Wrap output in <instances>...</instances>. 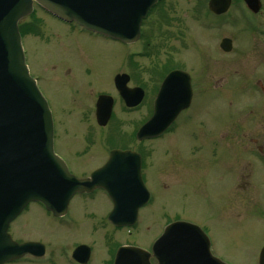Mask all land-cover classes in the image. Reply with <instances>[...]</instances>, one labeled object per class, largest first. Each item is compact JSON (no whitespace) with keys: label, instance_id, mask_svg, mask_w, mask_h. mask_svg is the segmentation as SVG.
<instances>
[{"label":"rangeland","instance_id":"1","mask_svg":"<svg viewBox=\"0 0 264 264\" xmlns=\"http://www.w3.org/2000/svg\"><path fill=\"white\" fill-rule=\"evenodd\" d=\"M260 2V12L264 13V0ZM252 19L256 21L254 25L257 31H264L263 17L251 16L241 0H232L230 8L222 16H215L208 11L207 0H164L141 23L140 39L125 46L93 34L88 36L77 28V31L71 30V33L65 23L47 16L35 6L34 15L26 17L24 21L33 22L37 33L25 35L22 38V46L29 73L36 80L38 89L51 110L54 122V152L66 159L69 156L70 161L74 163L72 155L74 157L75 153L85 147L83 151H87L88 155L85 153L84 160L73 164V172L76 174H86L81 172H88L100 164V159L95 161L98 158L95 154L105 149L104 147L109 148L105 146V139L103 140L104 134L107 133L106 128H98L93 119L82 121L77 108L66 120L60 116L67 106L73 105L76 94L84 98L81 94L86 77L81 74L83 68L91 69L85 79L92 82V91L106 90L112 93L108 85L110 76L115 72L125 71L128 67L125 53L136 51L150 55L153 52L171 53L172 66H185L184 69L190 70L192 90L197 89L201 76L199 70L207 69V89L200 98L194 100L193 108L202 111L208 137L220 126L228 125V122L234 119L253 117L255 113L262 118L264 94L255 81L261 79L264 86V71L260 73L264 64L257 66L256 63L252 68V61L254 53L256 61L260 58L258 53L261 51L258 46L264 45V37L257 32L252 33L249 24ZM222 38L231 40L229 52H223L219 48ZM165 59L166 56H160V63ZM149 62L150 59L147 58L142 60L144 66ZM144 80L148 87L152 85L146 73ZM100 85L103 87L98 88ZM246 105H252L253 109L248 111ZM86 106H89V103H86ZM259 106L261 109L257 108ZM120 113L118 109L115 110L116 120L112 119L108 126L117 125L114 121H119L117 117L121 118V121H124L122 128L129 136L135 129L138 114ZM69 118H72L73 123H68ZM171 133L156 141H145L140 146L133 141L135 145L132 146L142 147L150 152L146 160L145 174L147 188L153 198L149 207H143L139 211L135 227L130 232L125 230L114 234L110 246L134 243L146 247L170 222L169 218L172 216L166 215L169 209L168 211L175 212L176 218L194 219L200 222L197 223L199 225L206 223L211 250L225 262L253 264L258 246L264 242V210L258 205L255 210L245 209L241 202L239 218L230 219L219 214L216 200L224 195L223 191H229L231 184V175L225 167H203L199 162V168L184 167L171 182L168 177L170 156L177 154L181 163L184 160L183 154L187 153L184 131L174 136ZM171 142H174L176 147H172ZM204 153L206 150L202 151V154ZM180 166L181 164L179 169ZM263 175L264 173L260 172V176ZM163 186L167 188L163 189ZM261 198V206L264 207V189L260 194L254 195L256 204ZM205 200L212 203L206 207L202 205ZM76 204L77 202L73 201L71 205L72 217L79 216L80 209ZM35 210L33 208L31 211ZM32 212L23 214L9 226L8 232L13 240L34 239L45 243L52 240L50 243L67 246L69 249L75 243L93 244L94 240L89 236L95 234L91 264L100 263L99 257L105 249V246H99L103 243V238L100 237V234L103 236V231L96 227L94 232L88 226L105 222L76 218L74 226L69 223L55 226L52 222H46V226L47 218L41 214L32 216ZM56 263L64 264L58 258Z\"/></svg>","mask_w":264,"mask_h":264},{"label":"water","instance_id":"2","mask_svg":"<svg viewBox=\"0 0 264 264\" xmlns=\"http://www.w3.org/2000/svg\"><path fill=\"white\" fill-rule=\"evenodd\" d=\"M158 1L0 0V264L19 259L36 246L31 242L19 244L7 232L9 224L30 202H39L58 216L65 213L76 193L100 187L114 203L109 222L116 227H129L136 221L137 209L149 197L140 175V160L134 152L113 150L108 161L85 178L69 173L54 153L51 112L25 63L19 23L37 5L63 22H75L87 30L130 44L138 40L142 20ZM243 2L249 11L258 12L259 0ZM230 3L231 0H209L208 10L223 14ZM219 47L229 52L231 40L223 38ZM186 78L180 71H172L165 77L153 114L136 131V140L159 136L177 113L189 105L191 89ZM126 79L124 75L116 76V88L123 99L133 96L135 102H127L133 106L141 100L142 92L127 89ZM180 79L184 81L179 82ZM179 93L182 96L177 98ZM111 107V97L98 98L99 125L107 122ZM151 257L155 264H225L212 256L203 232L184 221L166 225L150 251L136 246L119 247L113 264H150ZM259 260L264 264V248Z\"/></svg>","mask_w":264,"mask_h":264},{"label":"flooded vegetation","instance_id":"3","mask_svg":"<svg viewBox=\"0 0 264 264\" xmlns=\"http://www.w3.org/2000/svg\"><path fill=\"white\" fill-rule=\"evenodd\" d=\"M163 1L164 0L159 1L158 4H160ZM260 10L261 7L259 11L256 13L250 12L251 16H259L261 18L263 17L264 19V13L260 12ZM210 13L215 16H222L225 14L224 13V14L216 15L212 12ZM255 23L256 21H253V19L251 22H249V24H251L250 29L252 33L256 34L257 32L262 37H264V31L262 30L257 31L256 25H254ZM65 25L69 27L71 33H73L71 30L75 32L77 31L75 30V28H77L81 32L88 34V36L92 35V33L87 32L82 28L77 27L73 24H65ZM258 48L261 51L258 53V56H260V58L256 61L255 58L256 53H254L252 68H254L256 63L257 66H261L262 64H264V45L258 46ZM125 54L126 56H124V58L128 67L126 68L125 71L115 72L109 78L108 85H110L111 88L109 89L113 91L112 93L106 90L105 91L99 90V92L92 91L93 90L92 88H94L92 82L88 79H85L86 77L89 76L91 69L89 70L87 68H83L81 74L82 76L86 75V77L84 78V85L81 94L84 95V98L76 94V97L73 100V105L71 107L67 106L68 108L66 107L65 110H63L62 112V116H60L63 120H66L67 117L72 116V114L76 112L75 109L77 108L78 112L80 113V118L82 121H86V120L90 121L91 119H93L94 123L98 128L100 129L106 128L105 130L107 133L104 134L103 140L105 139V144H106L105 146L107 147L109 146V148L104 147L105 149H101L95 154L98 156V158L95 159V161L100 159V161H98L100 162V164L98 166H95L93 169H91L88 172H83V171L81 172L86 174H76L73 172L74 171L73 164L79 163L80 161L84 160V156L88 153L87 151H83L85 150L84 149L85 147L82 148L83 150L79 151L77 154L73 153L74 157L77 158L75 159L72 155L73 160H75L74 163L73 161H70L69 156L67 159L61 155L58 156L62 159V161L64 162L68 171L71 174L73 172L74 173L73 175L76 176L77 178H85L90 176L92 172L101 168L108 161L109 155L113 150H120V151L128 150L137 154L140 160L141 179L145 188L149 193V197L147 203L137 209V217L134 225L129 227H116L109 222L108 217L113 210L114 203L112 198L109 196V193L100 187L95 188L90 192L75 194L69 200L65 213L58 216H55L52 212L46 210L45 207L39 202L28 203L25 206V208L21 211V213L9 224L10 226L12 223H15L23 214H28L29 212H32L31 210L33 208H35L36 210L32 212V216L37 214L39 216L42 215L43 217H45V219L47 218V221H45V223L52 222L53 224H55V226L66 225V223H69L70 225L74 226L76 225L77 222L76 218L84 221L87 220L94 222L95 221L105 222L99 224L96 223L95 225L93 224L91 226H88V228L90 230L93 229L94 232H96L97 228L103 231L102 232L103 236H101L100 234V237L103 238L104 245L102 243V245L99 246L102 247L105 246V249L102 251V254L99 257L100 260L99 264H113L115 253L117 249L121 246H128V245L138 246L145 250L150 251L151 244L161 234L159 233L154 239H152L151 242L146 247L139 246L134 243H120V244H115L114 247L110 246L114 234H118V232L125 230L126 231L128 230V232H130V230H132L135 227L138 219L139 211L143 207H149L153 198L151 191L149 190V188H147V177L145 174L146 160L148 159L150 152L146 151L142 147L132 146L133 144L135 145L134 142H136L137 146H140L145 141H156L158 139H161L166 134H170L171 132H173L171 134H173L174 136L175 134L177 135L182 134L184 131V137L187 140L185 152L187 153L183 154L184 160L181 163H179L178 161L177 154L176 155L172 154L170 156L171 162L169 166L168 177L171 182L174 181L176 174H179L178 171L182 170L184 167L199 168L201 164L203 167L207 165H209V167H215V168H218L219 166L221 168L225 167L226 171H228V173H230L231 175V184L230 187L228 188L229 191H225V192L223 191L224 195L216 200V205L218 206L217 209L219 211V214L222 216H227V218L230 219L239 218L240 216L239 209L240 206H242L240 205L241 202L243 203L242 207H244L245 209L248 208L249 210V208H251L252 210H255L256 205H258L260 206L261 210H264V207L261 206L262 198L258 201L257 204L256 201L254 200V195L257 193L260 194V192L264 189V175L262 177L260 176V172L264 173V116H262L261 118V116H257V113H255L253 117L243 116L242 120L234 119L228 122V125L220 126L218 130L214 131L211 137H208L209 136L208 130L206 128L205 119H203L202 117V111L200 109L193 108L194 100L200 98V96H202L205 93V90L207 89V84H206L207 69L202 68L199 70L201 76L199 83L197 85V89L194 88V90H192V86H191L192 74L190 70L188 71L187 69H184L185 66L184 68L172 66L171 63L173 59L171 53L158 54V52L157 53L153 52L150 55L136 51ZM163 55L166 56V59L164 60L163 63H160V56ZM143 58L150 59V62L147 63L146 66H144V64L142 63ZM261 69L262 71H260V73H263L264 66H262ZM172 71H180L187 76L186 79L191 89L189 105L185 109H182L177 113L175 118L172 120L171 124L159 136L141 141L136 140L135 138L136 131L152 116L154 102L158 95L159 89L162 85V82L164 81L165 77ZM62 73L64 75L66 74V72H62ZM144 73H146L147 76H149V79H151L149 80V82L152 84L150 87H148V85L145 84ZM118 75L119 76L124 75L127 77V79L125 80V87L127 89L141 90L142 98L139 101V103L133 106H128L127 102L128 103L135 102L133 96L131 97L129 96L126 99H123L120 96L118 89L116 88V80H115L116 76ZM180 81L183 82L184 79H180L179 82ZM261 81H262L261 79H257L255 82H256V86L264 94V86L261 83ZM100 87L103 86L101 85L98 86V88ZM180 87L183 88L184 86L181 85ZM102 95H109L111 97L112 107H111V114L107 122L104 125H99L96 118V104L98 98ZM181 96H182L181 93L177 94V98ZM86 103H89V106H86ZM256 105L258 104L256 103ZM251 106L252 105H246L245 108L248 109V111H251V109H253L251 108ZM257 108L261 109V106ZM116 109H118L119 112H121L120 113L121 115L127 113H135V112L136 114H138L137 120L135 121L136 122L135 129L132 131V133L129 134V136L127 135V131L122 128V125H124V123L122 122L124 121H121V118L117 117L119 121H114L115 124L117 125H113L112 127L108 126L110 125L109 123L111 122L112 119L116 120L115 117ZM71 120L72 118L71 119L69 118L68 123L69 122L73 123ZM207 140L209 141L206 142ZM171 146L176 147L174 142H171ZM203 150H206V153L202 154ZM177 151L179 152L178 148ZM69 155H71L70 152ZM199 162L201 164H199ZM179 164H181L180 169H179ZM166 188L165 186H163V189ZM247 194L249 195L248 197L245 196ZM73 201L77 202L76 206L77 208L80 209L78 213L80 217L71 216L70 211ZM204 202L205 203H203L202 205H205L206 207L209 203H212L209 200L208 201L205 200ZM245 205H250V206L248 207ZM168 210L169 209H167L168 213H166V215L172 216L171 218H169L170 219L169 223L181 220L196 225L207 237L209 241V251L212 254V256L223 261L226 264H233L228 261L225 262L219 256L214 254V252L211 250L210 240L208 237V232L206 230L207 228L206 223H202V225H199L197 223L200 222H197L194 219H182L179 217L176 218L175 212H170ZM255 215L258 216V214ZM45 219L43 218V220ZM106 229H109L110 231H107ZM86 233L89 235L88 231ZM89 237H91L92 240H94L92 241V243L94 244L96 235L91 234V236ZM15 242L19 244L31 242V243H35L36 246L32 247V251L30 253H27L23 257L8 263L23 262V263H38V264H57L56 258H58L61 259L62 263L64 264H91L93 244L90 245L88 243H83V242L75 243L73 244L72 248L68 249L67 246H63V245L56 246L54 242L45 243L43 241L34 240V239H25ZM79 247H83V248L75 252V250ZM263 248H264V242L259 244L258 252L257 254H255L256 259L252 262L253 264H261L259 258H260V252L262 251ZM100 249L102 248L100 247ZM149 261L150 264H155L156 262L155 259L152 257L150 258Z\"/></svg>","mask_w":264,"mask_h":264},{"label":"trees","instance_id":"4","mask_svg":"<svg viewBox=\"0 0 264 264\" xmlns=\"http://www.w3.org/2000/svg\"><path fill=\"white\" fill-rule=\"evenodd\" d=\"M33 15H34V12L30 16H33ZM34 25L35 24L33 22H25V21L21 22L19 24V33H20L21 37L24 38V36L27 34L33 35L34 33H37V30H36L37 28H36V26L34 28Z\"/></svg>","mask_w":264,"mask_h":264}]
</instances>
